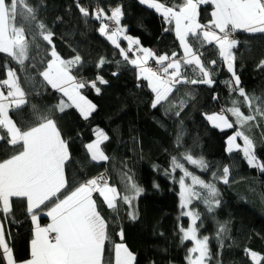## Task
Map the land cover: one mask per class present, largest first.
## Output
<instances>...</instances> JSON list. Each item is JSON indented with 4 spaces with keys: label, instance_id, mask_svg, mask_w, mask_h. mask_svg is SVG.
Masks as SVG:
<instances>
[{
    "label": "trees",
    "instance_id": "1",
    "mask_svg": "<svg viewBox=\"0 0 264 264\" xmlns=\"http://www.w3.org/2000/svg\"><path fill=\"white\" fill-rule=\"evenodd\" d=\"M2 1L8 41H13L7 49L0 42V86L3 101L9 102L8 116L23 134L52 125L65 156L62 184L33 211L24 194L4 199L0 178V221L15 261L31 256L32 214L46 222L49 209L105 171L115 190L114 204L108 206L98 192L91 194L104 224L101 264H114L117 243L134 254V264H187L191 241L181 237L180 228L188 221L180 214L177 194L186 176L203 184L192 207L198 234L206 239V264H264V31L228 36L235 43L233 72L217 44L206 43L199 31L191 33L187 41L209 81L199 67L185 62L172 81V71H162L166 64L153 61L158 68L151 71L172 87L156 99L147 80L138 77L127 42L114 45L110 30L93 15L98 6L117 25L110 32L122 28L157 56L181 59L174 23L149 5L141 0ZM155 1L172 10L186 3ZM212 8V3H200V24L211 22ZM18 30L20 42L15 41ZM54 56L93 104L87 117L47 81L44 73ZM8 72L16 77L20 101L12 102ZM216 110L228 118L227 129L211 127L205 118ZM99 131L106 157L97 161L87 145ZM232 135L235 151L227 149ZM238 135L248 141L250 158ZM25 145L12 142L0 124V165L23 154Z\"/></svg>",
    "mask_w": 264,
    "mask_h": 264
},
{
    "label": "crops",
    "instance_id": "2",
    "mask_svg": "<svg viewBox=\"0 0 264 264\" xmlns=\"http://www.w3.org/2000/svg\"><path fill=\"white\" fill-rule=\"evenodd\" d=\"M141 1L156 11L160 10L159 12L161 14H168V17H164L168 20L170 19L172 23H174V32L178 37V43L181 36L187 38L191 33L199 31L206 43H215L219 46V48L220 46L222 47L224 44H226L224 45L223 49L220 50V53L222 54L224 62L227 66L230 64L232 65L231 50L235 45V43L230 40H221L220 34L223 33L227 26H230L232 31H264V8H262L260 0H186V3L180 7L179 10H166L164 5L159 4L158 2L155 3L153 0ZM206 2L212 3L213 5L211 10V22L208 24H200L197 21V9L200 3ZM0 4V30L3 31L4 28L2 25L5 20L3 22L2 12H4L5 9L3 8L1 2ZM2 9H4V11H1ZM114 15H116V20L120 16L119 10L117 8H115ZM111 35L115 36L112 40H110L116 46L120 45L121 40H125L127 42V46H129V43L130 45L134 43V41L138 42L137 38L128 34L126 35L124 29L122 28L119 32ZM17 38L22 39V35L19 37L16 36L15 41H18ZM181 52L182 56H185V58L189 59L195 58L198 55L194 51H192V53L187 52V54H189L187 56L183 54L182 50ZM155 55L156 54L152 49L145 48L143 51L140 50V55L138 56V61H140V64L137 66L138 70L139 68H147L145 64H148L151 60L157 62V60L153 58ZM160 57L163 56L160 55ZM52 60H55L61 66V61L55 56L53 59H51V61ZM175 60L180 62V64H182V62L187 63L183 57H181V59ZM160 61L162 62L160 63ZM160 61V64H168L166 57H163ZM189 64L196 65L194 62ZM196 66L199 67L198 65ZM164 68H166V66ZM162 71L164 70L162 69ZM146 80L149 84L150 81L156 80V78L150 77ZM70 83H72L73 86L75 85V87L77 84H79L78 81L74 79L71 80ZM58 86L59 85L54 86L53 88L61 91L62 89L60 88L63 85L59 87ZM64 97H66L68 101L75 108H77L84 117H87L94 107L90 101H88L90 103L84 101L79 106L78 104L71 102L67 95H64ZM12 99V102L20 101L23 99V94H21L20 91L16 97L12 96ZM2 102H4L3 99H1L0 104H2ZM8 108L9 107L2 106L0 110L1 112L2 110L5 111V114H7ZM2 121L3 116L0 115V124L6 128L12 142L22 141L26 144L32 135H35L36 133L38 135V132L41 129H44V126H42L39 127V129H35V131L24 132L23 134L20 133L18 128H15L14 126L13 129L11 126V131ZM25 147L27 148V144ZM21 155L15 156L14 159L6 161L4 164L0 165V178L3 180L1 191L3 192L4 199L16 194H24L28 196V201H30V210L33 211L38 204L44 202L48 198L52 191L57 190L56 188H51L54 184H56V179L54 178V180L52 177H50V171L46 174L43 171L44 179L42 182L44 181L45 185L43 184L40 186L37 184L36 187H32L31 185L34 183V178L41 174V168L32 166L29 167L25 165ZM91 157L93 158L92 155ZM61 169L60 172H57V176L59 178L58 182L60 185L63 182V178L61 177ZM80 187H84L87 189V191H80ZM80 187L71 192L70 195L60 201L59 204L49 209V212L46 213V222L43 223L40 221L39 215L37 214L31 216L33 238L30 241L31 256L28 260L19 262L15 261L10 245L8 244L4 234L3 224L0 221V246L3 250L2 258L4 264H101V239L104 233V224L101 220L100 223L98 222L99 227L93 225L91 216L92 214L94 216L96 214L97 216V211L94 207V200L91 197V193L88 188H86L84 185ZM98 195L104 199L108 206H112L114 204L116 194L113 187L111 189L102 188L101 192H98ZM114 250V264L135 263L134 254L127 248L125 244L117 243L114 247Z\"/></svg>",
    "mask_w": 264,
    "mask_h": 264
},
{
    "label": "rangeland",
    "instance_id": "3",
    "mask_svg": "<svg viewBox=\"0 0 264 264\" xmlns=\"http://www.w3.org/2000/svg\"><path fill=\"white\" fill-rule=\"evenodd\" d=\"M155 3H157L155 0H153ZM0 2L3 5V1L0 0ZM159 4H161L160 2H158ZM1 6V4H0ZM162 6V5H160ZM163 7V6H162ZM166 8V7H164ZM1 9V8H0ZM166 10H171L169 8H166ZM1 11H4V9H2ZM160 10H158L157 12H159ZM160 13V12H159ZM163 13V12H162ZM3 14V22L5 20V11L2 12ZM165 17H168L166 13L162 14ZM116 17V15L114 16V18ZM1 20V19H0ZM2 27L4 28L3 31L0 30V41H2V46L5 47L6 49L10 46H12L13 41L10 43V41H8V30L6 27V20L3 23ZM105 30V29H103ZM223 33H225V31H223ZM220 34V36L223 35ZM114 34L112 32H108V37L112 40L115 36L111 35ZM21 34V30L16 31V36H20ZM223 38V36H222ZM221 40H225L222 39ZM11 40V39H10ZM17 42L21 41V38H17ZM179 43L181 44V50L183 51L184 55H189L187 54V52H191L192 53V48L191 45L188 43L187 38L181 36ZM134 44L139 45L138 42L134 41ZM9 45V46H8ZM226 45V44H224ZM224 45L221 47L220 46V50L223 49ZM140 46V45H139ZM131 47L130 43H129V48ZM140 50L143 51L145 50L144 47L140 46ZM150 54V53H149ZM140 55V52H137L134 54V58L132 59V62L136 65L139 66L140 61H138V56ZM146 56H152V55H146ZM163 57H165V55H161ZM163 57L160 56H153V58H155L157 60L156 63L160 64L162 61H160ZM187 63H196V65L199 66L200 68V73L202 75H204V79L205 81H209V75H207V70L204 69L203 65L201 64V60L200 57L197 55L195 58L189 59V58H185V56H182ZM140 58V57H139ZM160 61V63H159ZM151 62H153V60H151ZM146 65V64H145ZM166 68H164V72L166 69H170L172 72L170 73L169 77H172V81L176 78L175 76L178 75L179 70H180V62H177L175 59H171L168 61V64L165 65ZM229 70L231 72H233V66L230 64L228 66ZM142 73V74H141ZM46 75V77H48L47 81L50 82V84L52 85V87L54 86H62L60 89L61 92L64 95H67L69 97V99L71 100V102H74V104H78L79 106L82 104V102H88L90 101L88 98H85L84 95L79 91V84H77V86L75 87V85L73 86L72 83H70L71 80H73L74 78L71 76V74L63 69L58 62H56L55 60L50 61L49 63V68L48 70H46V72L44 73ZM52 74V75H51ZM67 75V76H66ZM50 76V77H49ZM142 77L145 79H149L150 77H155L156 80L150 81L149 82V86H151L153 88V90L155 91V96L156 99H162V97H164L167 93H169L170 89L172 87H170L171 85L169 83H167L163 77L158 76L156 73H153L151 70L149 71L147 68H139L138 70V77ZM69 77V78H68ZM149 77V78H148ZM236 79V77H235ZM178 80L182 81L183 78H178ZM175 81V80H174ZM237 82V81H236ZM6 83L9 84V86L11 87L10 89V94L11 96L16 97V95L18 94V92H20V88L16 83V77L14 76V74L12 72H8V77L6 79ZM154 83V84H153ZM58 86V87H59ZM161 97V98H159ZM4 95H2V89L0 86V101L1 99H4ZM17 102V101H16ZM90 103V102H88ZM3 107H9V102H2V104H0V108ZM0 115L3 116V123L6 125V127H8L9 129L12 126L15 128H17L14 124V122L12 121V119L10 118V116H8V113L5 114V111L0 110ZM205 118H207V121L209 122L211 127L214 128H219L221 130L227 129V127L230 126V122L228 120L227 117L224 116L223 111L221 110H216L215 112H210V113H205ZM1 122V123H2ZM44 126V129H41L35 135H32L31 138L28 139V141L26 142L27 144V148L25 150V152L21 155V157L24 160L25 165L27 166H32V167H40L41 168V174L38 175V177L36 176L34 178V183L31 185L32 187H36L37 184L42 186L44 184V181L42 182V180L44 179L43 174L47 173V172H51L50 177H52L56 182V184H54L51 188H56L60 185L58 180V176H57V172H60L61 169V163L63 161V159L65 158L64 156V147L61 146V143L59 142L58 139V135H56L55 130L53 129V126L50 125L49 123H46ZM42 127V126H40ZM12 129H10L12 131ZM39 129V128H37ZM97 136L94 140L90 141L87 145V149L88 152L90 153V155L93 156V158L97 161H99L100 159H105V154L102 151L101 148V144L100 142L105 138L104 134L101 133L100 131L97 132ZM238 138H240L242 140V144H243V148L244 151L246 153L247 158L249 157L250 154V148H249V143L246 139L242 138L240 135H238ZM236 138L234 135L230 136L227 142V149H229L230 151H235L238 149V144L236 142ZM19 158V157H18ZM44 171V173H43ZM225 171V170H224ZM227 173V171H225V174ZM32 178V177H31ZM47 178V177H46ZM179 189H178V205H179V209H180V214L185 217L187 219V224L185 226H182L180 228L181 231V237L184 240H190L191 241V245H190V249L187 255V264H206V260H207V246H206V239L205 237L201 236L198 234L197 231V225H196V220H197V215L195 213L194 208L192 207V201H193V195H197V193H195L196 191L199 190H203V184L201 182H199L198 179H195L192 176H186V178H183L180 182H179ZM45 185V184H44ZM87 188V187H86ZM106 188H110V187H106ZM80 191H87V189H85L84 187H80ZM90 193L93 194L94 192H99V191H92L90 190ZM101 191V190H100ZM195 193V194H194ZM41 204V203H40ZM40 204H38L36 207H38ZM36 207L34 209H36ZM36 213H33L32 215H34ZM38 215V214H37ZM92 222L94 226H98V224L101 222L102 219H100L99 215L95 214V216L92 214L91 216ZM99 222V223H98ZM99 227V226H98Z\"/></svg>",
    "mask_w": 264,
    "mask_h": 264
},
{
    "label": "built area",
    "instance_id": "4",
    "mask_svg": "<svg viewBox=\"0 0 264 264\" xmlns=\"http://www.w3.org/2000/svg\"><path fill=\"white\" fill-rule=\"evenodd\" d=\"M262 8H264V0H260ZM93 15L96 16L99 23L102 24V26L106 27L108 30L115 32L117 30V25H115L114 21L112 20V17L109 14H103L98 6H95L93 9ZM235 31H232L230 26H227V30L225 33H223L222 39H227L229 35H233ZM140 51V47L136 44H131L130 52L137 53ZM147 67L152 70L156 71L158 66L154 62H149ZM6 88L5 94H8V86H4ZM110 177L107 175L105 171H102L100 174L96 175L93 178H90L87 182L84 183V186L92 191H100L102 188L110 187ZM46 225V224H45ZM3 250L0 246V256L3 255Z\"/></svg>",
    "mask_w": 264,
    "mask_h": 264
}]
</instances>
